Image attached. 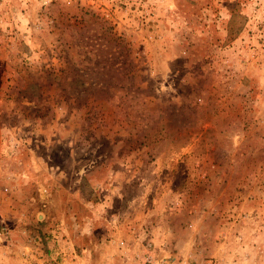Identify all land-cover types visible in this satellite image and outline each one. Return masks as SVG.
Here are the masks:
<instances>
[{
  "label": "rangeland",
  "instance_id": "obj_1",
  "mask_svg": "<svg viewBox=\"0 0 264 264\" xmlns=\"http://www.w3.org/2000/svg\"><path fill=\"white\" fill-rule=\"evenodd\" d=\"M1 225L32 264H264V0H0Z\"/></svg>",
  "mask_w": 264,
  "mask_h": 264
},
{
  "label": "crops",
  "instance_id": "obj_2",
  "mask_svg": "<svg viewBox=\"0 0 264 264\" xmlns=\"http://www.w3.org/2000/svg\"><path fill=\"white\" fill-rule=\"evenodd\" d=\"M7 244L9 245L4 246L5 248L0 247V264H32L33 259H36V255L27 250L28 247H21L18 251V249H15V244L19 246L20 244L16 243V241H9ZM12 245L15 247L13 248ZM3 255H5L4 259L2 258ZM41 261L43 262V259L38 260L39 264H42Z\"/></svg>",
  "mask_w": 264,
  "mask_h": 264
},
{
  "label": "built area",
  "instance_id": "obj_3",
  "mask_svg": "<svg viewBox=\"0 0 264 264\" xmlns=\"http://www.w3.org/2000/svg\"><path fill=\"white\" fill-rule=\"evenodd\" d=\"M5 229H6L5 225L0 226V240L7 236L6 235L7 233L4 231Z\"/></svg>",
  "mask_w": 264,
  "mask_h": 264
}]
</instances>
